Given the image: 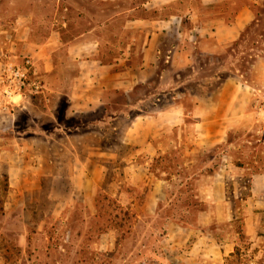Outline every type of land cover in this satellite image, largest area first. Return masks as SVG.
I'll return each instance as SVG.
<instances>
[{
	"label": "rangeland",
	"instance_id": "obj_1",
	"mask_svg": "<svg viewBox=\"0 0 264 264\" xmlns=\"http://www.w3.org/2000/svg\"><path fill=\"white\" fill-rule=\"evenodd\" d=\"M15 7V0H0V66L6 61L1 53L15 63L31 61L14 56L9 46L16 31L6 24L15 21ZM168 7L169 12L193 7L205 14L204 19L213 10L193 0ZM258 19L235 44L221 47L202 39L197 48L184 45L180 75H169L160 94L135 107L127 105L119 91L108 105L65 116L66 102L60 100L54 122L42 101V110L31 114L35 122L28 120L27 112L18 115L20 136L14 127H4L10 115L0 113V174L8 176V191L0 190V264H227L228 255L214 256L209 248L214 244L221 251L229 247L233 251L238 241L231 224L237 210L231 196L236 199L239 191L245 192V185H239L245 172L230 165L233 152L210 162L207 156L216 155L214 146L225 141L229 125L243 120L253 87L264 90V7ZM199 51H212L214 56H198ZM167 54L168 62L172 53ZM25 91L35 92L30 87ZM260 97L259 103L264 102V95ZM175 102L184 110L183 121L173 128L172 137L151 143L165 152L173 145L170 139L185 140L182 174L209 167L215 170L213 175L193 182L181 180V175H172L169 181L155 179L148 168L156 148L149 156L144 146L124 143L135 115H149ZM79 162L89 172L98 165L99 171L92 175L98 184L83 188L87 176L70 180L71 167ZM104 194L129 217L111 201L101 200ZM194 194L206 204L204 211L193 206ZM251 194L246 200L245 230L250 250H257L247 252L240 264L264 260V193ZM114 222L121 227L114 228ZM174 230L176 236L186 232L189 237L172 245L164 235Z\"/></svg>",
	"mask_w": 264,
	"mask_h": 264
},
{
	"label": "crops",
	"instance_id": "obj_2",
	"mask_svg": "<svg viewBox=\"0 0 264 264\" xmlns=\"http://www.w3.org/2000/svg\"><path fill=\"white\" fill-rule=\"evenodd\" d=\"M180 1L183 0H15V21L6 24L16 31L9 46L14 56L31 59L32 79L41 89L25 91L8 108L0 104V113L10 115L4 127L16 130L18 115L25 112L30 116L28 120L35 122L31 114L42 110V101L54 122L60 100L66 102L65 116L108 105L119 91L125 94L127 105L135 107L160 94L169 75H180L184 45L197 48L202 39H211L221 47L235 44L259 21L258 13L264 7V0H193L213 8L204 19L205 14L193 7L183 12L168 11L169 5ZM169 51L172 59L167 62ZM203 53L209 58L214 56L212 51H199L197 55ZM183 116L184 110L177 102L149 115H135L123 141L144 146L147 155L152 156V140L171 132ZM84 165L79 162L71 167L70 180L87 176L86 181L82 180L83 188L98 184L100 180L93 182L92 177L99 171L98 165L92 172L85 171ZM254 192L264 193V173L253 175V196ZM186 237V232L176 236L174 230L166 233L164 240L176 245ZM209 251L214 256H227L232 249L221 251L213 244Z\"/></svg>",
	"mask_w": 264,
	"mask_h": 264
},
{
	"label": "trees",
	"instance_id": "obj_3",
	"mask_svg": "<svg viewBox=\"0 0 264 264\" xmlns=\"http://www.w3.org/2000/svg\"><path fill=\"white\" fill-rule=\"evenodd\" d=\"M230 17L231 16H226L227 19ZM253 90L254 92L244 111L242 117L243 120H240L241 122L239 121V124H230L226 132L225 141L214 146V152L216 155L209 154L207 156L208 162H210L220 156L221 153L233 152L232 159L229 160L230 165L238 170H241L243 173L245 172V176L239 181L240 186L242 184L245 185V192H242V190L239 191L236 199H234L233 195L231 196V202L236 204L232 207L233 209H237L235 214H233L234 219L231 224L234 226V233L237 234L238 241L234 244L233 251L225 258L227 264H240L241 259L247 252L250 251L251 253H254L257 250V248L250 250L251 243L247 242L249 236L245 230L246 200L251 195V179L253 175L264 172V102L261 101L259 103V100H261V94L264 95V90L259 87H253ZM185 111L190 113V110L185 109ZM256 115H261L262 119H258ZM188 122V120L185 121L184 126L188 125ZM171 134H174V129L163 135L160 139L164 140L169 136L172 137ZM170 141L173 142V145L165 152L159 151V148H156L155 145L156 154L151 159L148 168V172L155 179L169 181L172 175H181V180L193 182L194 180H197L198 177L211 176L215 173L214 169L205 167L204 169L192 172L189 175L182 174L181 170L185 167L180 159L184 160V152L187 144L185 140H178L177 138H172ZM189 147L193 148L194 146L190 145ZM229 147H233V149ZM205 152L210 151L205 150ZM203 161L205 162L206 160L204 159ZM0 176L3 178V188L0 187V190H3L4 193H6L8 191V176L5 173L0 174ZM192 197L194 201L197 195L194 194ZM99 198L101 200L111 201V203L115 204L116 208L119 207L120 213L129 217V212L127 210H123L121 206L117 205L115 200H110L106 194L101 195V197L99 196ZM195 201L196 203H193V206L200 208L198 212L204 211L206 204L202 200L197 201V199H195ZM109 221L112 222L113 220ZM179 221L184 223V220L181 218ZM114 225L117 226H114V228L121 227V224L118 222H114ZM262 259H264V256ZM260 264H264V260H261Z\"/></svg>",
	"mask_w": 264,
	"mask_h": 264
},
{
	"label": "built area",
	"instance_id": "obj_4",
	"mask_svg": "<svg viewBox=\"0 0 264 264\" xmlns=\"http://www.w3.org/2000/svg\"><path fill=\"white\" fill-rule=\"evenodd\" d=\"M1 57L6 58V61L0 68V104L8 108L10 104L15 103L14 98L21 96L27 87L37 92L40 86L30 78V60L15 63L6 54L1 53ZM166 58H169V54Z\"/></svg>",
	"mask_w": 264,
	"mask_h": 264
}]
</instances>
